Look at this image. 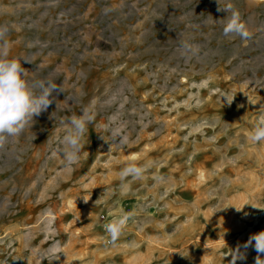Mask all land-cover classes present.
Returning <instances> with one entry per match:
<instances>
[{"label": "rangeland", "instance_id": "obj_1", "mask_svg": "<svg viewBox=\"0 0 264 264\" xmlns=\"http://www.w3.org/2000/svg\"><path fill=\"white\" fill-rule=\"evenodd\" d=\"M228 4L249 39L223 35ZM0 26L25 81L63 88L0 146V264H229L264 231V0H0ZM85 107L66 167L61 120ZM133 162L143 179L122 181Z\"/></svg>", "mask_w": 264, "mask_h": 264}, {"label": "clouds", "instance_id": "obj_2", "mask_svg": "<svg viewBox=\"0 0 264 264\" xmlns=\"http://www.w3.org/2000/svg\"><path fill=\"white\" fill-rule=\"evenodd\" d=\"M218 2V0H217ZM218 11L230 12V16H226V22L223 26V35L239 36L241 39H249L250 33L244 23L241 22L240 14L233 9L231 4L225 8L218 7ZM9 29L7 26H0V146H2L7 137H18L23 133L25 128L34 122V117H38L42 112H46L53 103L50 99L54 91L63 92L62 86H58L51 81L29 82L23 79L24 69L19 61L8 59L10 51V43L7 39ZM180 53L182 56L191 58L198 52V47L186 41H181ZM23 74V76H22ZM38 90V91H37ZM228 104L233 99L228 96L224 97ZM80 115H72L65 120H61L64 126V135L59 141L60 147L58 151L62 154L66 167H71L79 160V154L84 145L82 143L88 124L92 123L95 115L90 108L85 107ZM248 139L252 143L264 142V114H262L254 127L248 134ZM55 155V152H53ZM145 166H138L136 163H129L122 168L119 175L121 180L131 177L132 180L143 179ZM163 179L162 177L160 178ZM126 184H122V188H126ZM256 208L255 206H252ZM237 212L242 211L236 208ZM132 217L130 212H122L119 216L103 225L107 240L106 243L115 245L119 237ZM256 251L255 264H264V231L249 236L246 243L238 245L236 249L231 250L226 256H231L229 264H237V261L246 260V252L249 248ZM241 248L244 251H241Z\"/></svg>", "mask_w": 264, "mask_h": 264}]
</instances>
